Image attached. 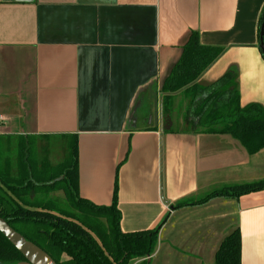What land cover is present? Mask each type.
Segmentation results:
<instances>
[{"label": "crops", "instance_id": "crops-1", "mask_svg": "<svg viewBox=\"0 0 264 264\" xmlns=\"http://www.w3.org/2000/svg\"><path fill=\"white\" fill-rule=\"evenodd\" d=\"M263 9L264 0H0V168L14 173L18 138L38 160V142L63 144L64 156L75 136L79 197L109 206L116 184L120 231H158L153 253L131 264H214L234 229L241 264H264V190L196 203L264 180V148L249 154L228 134L192 130L181 97L166 110L161 92L195 33L222 50L198 88L229 75L240 107L264 116Z\"/></svg>", "mask_w": 264, "mask_h": 264}, {"label": "trees", "instance_id": "trees-1", "mask_svg": "<svg viewBox=\"0 0 264 264\" xmlns=\"http://www.w3.org/2000/svg\"><path fill=\"white\" fill-rule=\"evenodd\" d=\"M258 41L261 39L262 16ZM222 50L201 46L190 33L180 58L164 81L161 92L164 106L169 96L179 95L182 119L192 130L228 134L249 154L264 148V116L257 105L241 108L236 91L226 89L224 75L213 84L198 88L196 80L221 55ZM261 54V52H260ZM264 60V55L261 54ZM173 100V99H172ZM173 105V104H172ZM181 107V106H180ZM15 169L7 174L0 168V217L25 240L42 249L55 264H131L150 256L157 243V229L122 233L117 209L115 184L109 206H95L78 195L76 137L68 138L63 158L54 165L40 166L28 137L18 138ZM264 190V180L224 187L212 197L239 198ZM60 191L66 204L52 197ZM190 205L181 202L176 207ZM23 261L20 253L0 234V264ZM214 264H241V238L234 229L220 243Z\"/></svg>", "mask_w": 264, "mask_h": 264}, {"label": "water", "instance_id": "water-1", "mask_svg": "<svg viewBox=\"0 0 264 264\" xmlns=\"http://www.w3.org/2000/svg\"><path fill=\"white\" fill-rule=\"evenodd\" d=\"M264 22V13L262 16ZM261 41L264 34V23L261 27ZM259 50L264 55V44L260 43ZM0 234L16 249L23 257V261L17 264H55L53 260L33 243L25 240L19 233L13 230L0 217Z\"/></svg>", "mask_w": 264, "mask_h": 264}, {"label": "rangeland", "instance_id": "rangeland-1", "mask_svg": "<svg viewBox=\"0 0 264 264\" xmlns=\"http://www.w3.org/2000/svg\"><path fill=\"white\" fill-rule=\"evenodd\" d=\"M46 143L38 142V146L36 147V151L38 154V163L40 166H48L47 164L53 165L54 163H58L63 158L62 153H64L63 144L61 143ZM34 149V148H33ZM63 151V152H62ZM47 162V164L45 163ZM53 198H56L59 202L66 204L64 200V196L60 191H56L51 194Z\"/></svg>", "mask_w": 264, "mask_h": 264}]
</instances>
